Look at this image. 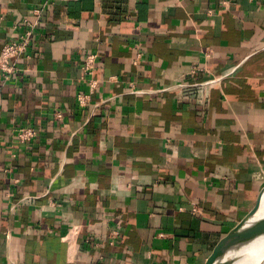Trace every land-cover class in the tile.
<instances>
[{
	"label": "crops",
	"instance_id": "1",
	"mask_svg": "<svg viewBox=\"0 0 264 264\" xmlns=\"http://www.w3.org/2000/svg\"><path fill=\"white\" fill-rule=\"evenodd\" d=\"M25 19L0 264H207L264 192V0H0V51Z\"/></svg>",
	"mask_w": 264,
	"mask_h": 264
},
{
	"label": "built area",
	"instance_id": "2",
	"mask_svg": "<svg viewBox=\"0 0 264 264\" xmlns=\"http://www.w3.org/2000/svg\"><path fill=\"white\" fill-rule=\"evenodd\" d=\"M224 4H227L225 2ZM40 12L35 11L38 15ZM40 14L38 15V17ZM24 26L26 28L23 35L20 38L12 40L6 43L0 51V71L6 76L10 77L19 72V61L25 57H29L28 53L30 51L33 35L35 29L39 26L38 20L33 22L30 19L24 20ZM96 65V55H88L85 57L84 71L87 75H92ZM194 72V71H193ZM222 76H218L212 81L208 82V86H213L219 84L222 80ZM96 80L91 81V85H96ZM89 97L87 95L79 96V104L81 106L87 105ZM36 131L30 127H22L18 131V137L20 142L29 143L36 136Z\"/></svg>",
	"mask_w": 264,
	"mask_h": 264
},
{
	"label": "water",
	"instance_id": "3",
	"mask_svg": "<svg viewBox=\"0 0 264 264\" xmlns=\"http://www.w3.org/2000/svg\"><path fill=\"white\" fill-rule=\"evenodd\" d=\"M263 196L264 192L258 197L251 211L215 249L207 264H233L241 257V254H233L234 250L248 246L244 243L245 239L252 238L254 243L264 237V214H259Z\"/></svg>",
	"mask_w": 264,
	"mask_h": 264
},
{
	"label": "bare ground",
	"instance_id": "4",
	"mask_svg": "<svg viewBox=\"0 0 264 264\" xmlns=\"http://www.w3.org/2000/svg\"><path fill=\"white\" fill-rule=\"evenodd\" d=\"M259 214H264V196ZM252 241V238L245 239L248 246L234 250L233 254H241V257L233 264H264V237L254 243Z\"/></svg>",
	"mask_w": 264,
	"mask_h": 264
}]
</instances>
